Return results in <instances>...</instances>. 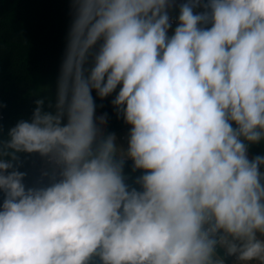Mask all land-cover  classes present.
Segmentation results:
<instances>
[{
	"label": "clouds",
	"instance_id": "1",
	"mask_svg": "<svg viewBox=\"0 0 264 264\" xmlns=\"http://www.w3.org/2000/svg\"><path fill=\"white\" fill-rule=\"evenodd\" d=\"M72 7L54 111L0 127V264H264V0Z\"/></svg>",
	"mask_w": 264,
	"mask_h": 264
},
{
	"label": "trees",
	"instance_id": "2",
	"mask_svg": "<svg viewBox=\"0 0 264 264\" xmlns=\"http://www.w3.org/2000/svg\"><path fill=\"white\" fill-rule=\"evenodd\" d=\"M72 21V0H0V127L4 136L19 120L31 118L37 98H44L45 109L54 111L48 104H55ZM92 95L96 110L108 115L107 132L129 126L111 104L115 93L103 100L95 91ZM258 154H264V143L250 146L249 156ZM21 159L20 170L28 173L25 183L31 186L40 177L43 161L38 154H21ZM125 173L129 183L141 175L139 170L132 172L130 160ZM218 252L223 255V249Z\"/></svg>",
	"mask_w": 264,
	"mask_h": 264
},
{
	"label": "rangeland",
	"instance_id": "3",
	"mask_svg": "<svg viewBox=\"0 0 264 264\" xmlns=\"http://www.w3.org/2000/svg\"><path fill=\"white\" fill-rule=\"evenodd\" d=\"M182 2V0H177V3H180ZM178 13H179V10L178 8H175L173 9L171 12H170V15L176 17L178 16ZM176 24L173 25V29L175 28ZM170 34H171V30H170ZM103 113L99 112L96 110V115L97 116H100L102 115ZM129 128L130 126H128L127 128L121 130V131H118V132H115V135L117 137V143L124 146L125 148L127 147V138H128V132H129ZM253 264H256L254 262H252Z\"/></svg>",
	"mask_w": 264,
	"mask_h": 264
},
{
	"label": "built area",
	"instance_id": "4",
	"mask_svg": "<svg viewBox=\"0 0 264 264\" xmlns=\"http://www.w3.org/2000/svg\"><path fill=\"white\" fill-rule=\"evenodd\" d=\"M172 16V15H171ZM173 17V25H175L176 23H175V17L174 16H172ZM3 116V114H2V112L0 111V118ZM45 167V165H44V162H43V166H42V169ZM227 262L229 263V264H236V261H235V257H227ZM250 264H253L252 262H250Z\"/></svg>",
	"mask_w": 264,
	"mask_h": 264
},
{
	"label": "crops",
	"instance_id": "5",
	"mask_svg": "<svg viewBox=\"0 0 264 264\" xmlns=\"http://www.w3.org/2000/svg\"><path fill=\"white\" fill-rule=\"evenodd\" d=\"M253 262L257 264V262H256V261H253Z\"/></svg>",
	"mask_w": 264,
	"mask_h": 264
}]
</instances>
